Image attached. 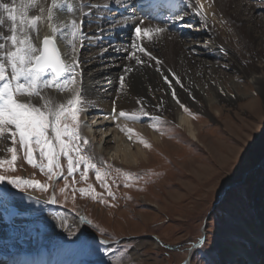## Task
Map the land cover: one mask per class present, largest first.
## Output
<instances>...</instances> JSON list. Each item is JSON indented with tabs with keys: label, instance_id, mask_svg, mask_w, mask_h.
Masks as SVG:
<instances>
[{
	"label": "rangeland",
	"instance_id": "rangeland-1",
	"mask_svg": "<svg viewBox=\"0 0 264 264\" xmlns=\"http://www.w3.org/2000/svg\"><path fill=\"white\" fill-rule=\"evenodd\" d=\"M128 1L121 0L119 5L123 6L120 7L122 10L128 7ZM92 2L86 4L93 6ZM194 2L197 4V0ZM205 2L210 8L211 3L208 0ZM240 2L247 8V12L240 14V17L253 15L254 21L264 24V0ZM143 4L140 5L148 3ZM135 8H143L145 16L149 12L145 7L134 5L130 6L131 12H124V17L131 15ZM113 10L110 7L107 12L112 13ZM182 11L176 14L186 18L187 12ZM202 14L205 20L212 18L207 10L202 9ZM151 16L148 18L152 19ZM157 20L153 19L152 23H161ZM213 21L216 20L210 22ZM181 25L191 29L190 33L198 32L193 39L199 45L197 49L201 51L202 58L208 61L210 57L207 54L213 41L202 32L203 25L194 23L192 26L186 22ZM83 33L88 41V46L86 44L83 50V63L87 65L91 62L89 58L92 56L91 48L95 45V35L88 23L83 24ZM190 33L182 36H190ZM226 55V51L222 50L213 60L217 59L216 63H220L215 68L226 74L228 89L232 79L241 86L244 82L249 83L247 78H242L227 66L224 59ZM257 60L264 61V53ZM206 92L211 94L207 89ZM244 94H247L244 99L231 107L215 102L213 107L208 108L209 114L187 107L201 133L200 142L189 140L177 128L175 118L173 120L159 114L141 116L138 120L123 117L128 138L139 143L143 139L150 145L145 147L141 143L149 151V158L141 160L139 166L134 168L93 156L89 147L90 139L84 136L82 130L81 120L86 111L83 108L79 114L81 126L78 131L82 138H87L89 144L82 154L89 156L101 169L102 178L109 185L114 198L107 195L101 182L96 179L94 169H89L87 178L83 180V165L69 176L67 159L64 157L60 158L62 176L49 181L39 168H33L26 162L24 150L17 142L15 170L5 165L0 168V174L36 179L49 184V188L47 191L35 188L21 190L6 182L0 183V215L5 222L19 221L24 224L43 216L62 220L63 229L58 231V237H54L53 248L64 243L73 244L72 253L81 251V260L86 259L89 264H112L113 261L116 264H183L191 244L201 238L203 243L188 258L190 264H215L223 252L221 243L236 240L237 237L243 241L240 219H259V210H256L255 205L264 201V93L252 86ZM251 99L257 102L250 107ZM153 116H160V121H154ZM140 125H145L147 132L153 129L168 148L153 143L150 136L145 138L138 128ZM127 129L133 131L128 132ZM11 146V139L0 137V158L10 159L7 148ZM34 157L40 161L38 150L34 152ZM116 169H120V172ZM126 174L131 175L126 177ZM66 182L68 187L61 192ZM89 185L93 186L96 193L102 194L104 203L100 202L99 196L93 199L88 193L81 195L78 189H88ZM224 188L226 191L222 196ZM53 196L56 203H48ZM85 219L91 224L85 223ZM100 229L104 230V234H101ZM100 240L109 243L102 245Z\"/></svg>",
	"mask_w": 264,
	"mask_h": 264
},
{
	"label": "bare ground",
	"instance_id": "bare-ground-1",
	"mask_svg": "<svg viewBox=\"0 0 264 264\" xmlns=\"http://www.w3.org/2000/svg\"><path fill=\"white\" fill-rule=\"evenodd\" d=\"M90 1L84 0L85 3ZM122 1L126 2L127 0ZM142 1L129 0L127 11H125L120 8L123 6L116 7L121 0H93L91 14L82 18L79 9L80 0H75L77 11L73 15L59 9L56 12L57 22H68L75 19L79 23L83 19V24L88 23L91 32L95 35V45L91 48L92 56L89 58L91 62L87 65L83 63V50L86 48V44L88 46V41L86 42L87 39L82 42L79 39L75 41L80 65L77 72L81 81L84 101L81 105L82 108L86 111L115 109L113 118L109 117L108 113H104L101 116L102 119L96 118L87 126H82L84 136L90 139L91 153L98 159L106 158L116 165L132 168L138 167L141 160H148L149 151L145 150L141 143L133 141L125 134L124 127L127 124L125 125L124 118L119 116L120 111H125L130 115L132 113L139 114L140 109L143 108L150 114L165 115L173 120L175 118L177 128L179 127L189 140L200 142L202 138L190 111H185L172 98L171 89L164 84L155 62L137 53L146 61L144 64L137 65L132 56L131 44L136 20H131L127 24L123 23L124 12H131L130 6L145 7L146 5L140 4L150 3L149 0ZM208 1L211 3L210 8L207 7L205 0H199L203 9L212 15V18L207 20L204 19L203 14L197 15L194 11L198 7L194 0H168L171 6H178L187 12L186 18L181 22L165 20L158 13V17L155 19L161 23L155 24L152 23L154 15L152 19L144 16L143 8H135L132 12L137 20L144 21L143 26L145 27L158 25L167 29L159 37H154L152 42L145 41V46L162 61L163 70H171V72L165 71L164 74L171 76V73L174 72L180 78L183 87L174 85L180 102L186 108L191 106L203 113H208V108L213 107L217 101L228 107L235 105L236 102L244 99L247 95L244 92L252 89V86L264 93V63H262L264 61L257 60L260 54L264 53V24L254 21L253 15L245 18L240 17V14L247 12V8L240 0ZM110 7L114 8L112 13L111 11L107 12ZM146 10L154 12L151 8ZM83 11H88V9L85 8ZM168 14H171L170 10L163 15ZM104 16L106 17L104 18ZM213 19L216 21L210 22ZM182 22L192 26L194 23L203 25L202 32L206 33L205 35L213 41L209 46L210 52H207L208 58L210 57L208 61L202 58L201 51L197 49L199 45L193 39L198 32L190 33L191 29L182 26ZM5 24L8 26L7 21ZM188 33H190V39L188 35L182 36ZM49 34L50 30L47 26L41 25L39 36L42 38L43 35ZM70 43H72L70 35L66 40L57 39V46L61 49L62 58L70 59V56H64L65 53L70 52V48H66L65 44ZM137 43L140 42L137 41ZM222 50L227 53L224 58L227 61V66L238 72L242 78H247L250 84L244 82L241 86L233 82L232 79L230 88L233 92L229 91L230 88L227 87L229 80L225 79L226 74L215 68V65H220V63H216L217 59L213 60L215 56L220 55ZM205 54L204 56H206ZM126 67L131 68L132 71L125 74ZM122 75L125 77L123 87L120 82ZM206 89L211 94L208 95ZM46 92L55 97L58 102L67 99L65 93H59L53 89H47ZM33 99L34 102L39 103L40 101L36 97ZM161 102L162 106L158 107ZM256 102L251 99L250 107ZM211 116L217 118L215 115ZM138 128L145 138L150 136L153 143L168 148V145L162 142V138L153 129L147 132L145 125H140ZM255 206L256 210H259V219L252 221L240 219L243 226L241 228V240L243 239V241L238 240V237L233 241L225 239L226 241L221 243L223 252L216 264H264V201H259ZM60 229H63V221L50 216H43L36 221L24 224L19 221L5 222L0 215V253L14 257L15 254L27 252L40 256L34 260L45 258L49 260L50 264L58 262L60 264H75L78 255L72 253L73 244L64 243L53 249L52 241L54 237H58ZM82 261L88 264L86 259ZM185 264H190V259Z\"/></svg>",
	"mask_w": 264,
	"mask_h": 264
},
{
	"label": "snow or ice",
	"instance_id": "snow-or-ice-1",
	"mask_svg": "<svg viewBox=\"0 0 264 264\" xmlns=\"http://www.w3.org/2000/svg\"><path fill=\"white\" fill-rule=\"evenodd\" d=\"M197 5L198 7L194 11L197 15H201L203 5L199 0H197ZM116 7H120V5L117 4ZM148 7L156 13H160L165 20L181 22L184 19L182 15L174 13L163 15L172 7L168 0H153ZM85 8L88 11H83ZM58 9L73 15L77 11V5L75 0H8V2L0 0V137L7 136L13 144L7 148V152L11 154L10 159L0 158V168L8 165L11 170H15L17 161L15 144L18 142L21 149L24 150L26 162L33 168H39L49 181L62 176L63 168L60 158L64 157L67 159L69 176L83 165L81 174L83 180L87 178L89 169H94L96 179L101 182L107 195L114 198L109 185L102 178L101 169L92 162L89 156L82 154L89 141L87 138H82L78 131L81 126L79 114L84 110L81 107L84 101L81 81L77 72L80 65L75 41L79 39L82 42L86 39L82 27L83 19L79 23L75 19L68 22H57L56 12ZM79 9L82 18L87 17L91 14L92 5L80 0ZM124 10L127 11L126 8ZM34 12L35 14H33ZM131 20H136L131 44L132 56L136 64L146 63L140 54L147 57L148 60L154 61L157 71L162 75L164 84L171 89L172 98L181 108L188 111L177 98L174 87V85L183 87L180 78L174 72L171 73V76L164 74L165 71L171 72V70H163L162 61L153 55L144 43L145 41L152 42L154 37H159L167 29L158 25L145 27L143 26L144 21L137 20L134 13L125 16L123 23L127 24ZM5 21L8 22V26ZM41 25L47 26L50 30V34L42 38L39 36ZM69 35L72 43L65 44L66 48H70V52L64 54L65 57L70 56V59H66L62 58L61 49L57 46V39L66 40ZM131 71V68H125V74ZM120 82L123 87L124 75L120 76ZM47 89L67 94L66 102H58L55 97L47 94ZM34 97L39 98L41 103H34ZM159 106H162V102ZM119 116L138 120L141 116H150V113L141 108L138 115L120 111ZM152 119L160 121L161 118L153 116ZM152 126L156 127L155 124ZM127 131L132 132L133 130L127 129ZM140 143L145 147L150 146L143 139L140 140ZM37 150L41 158L40 161L34 157V152ZM45 160L46 163H44ZM116 171L119 173L120 169H116ZM128 175L131 174H126V177ZM3 182L21 190L35 188L47 191L49 188V184L36 179L0 174V183ZM67 187L66 182L60 191L64 192ZM89 190L91 191L89 192ZM78 191L81 195L90 194L93 199L99 196L100 202H105L102 194L96 193L92 185H89L88 189L80 188ZM47 202L56 203V199L53 196ZM84 222L91 224V221L86 219ZM100 232L104 234L103 229H100ZM99 243L103 245L109 242L100 240ZM199 243H203V238L199 240ZM165 247L168 246L165 245ZM112 264H116V262L113 261Z\"/></svg>",
	"mask_w": 264,
	"mask_h": 264
},
{
	"label": "water",
	"instance_id": "water-1",
	"mask_svg": "<svg viewBox=\"0 0 264 264\" xmlns=\"http://www.w3.org/2000/svg\"><path fill=\"white\" fill-rule=\"evenodd\" d=\"M43 36H45V35H43ZM43 36H42V37H43ZM226 188H227V187H226ZM226 188H224V190H225ZM224 190H223V192H222V196H223V194H224ZM194 246H195V244L192 245V247L190 248V251L192 250V248H193ZM190 251H189V253H188V255H187V257H186V259H185V261H184L183 264H185V263L187 262V260H188V258H189Z\"/></svg>",
	"mask_w": 264,
	"mask_h": 264
}]
</instances>
